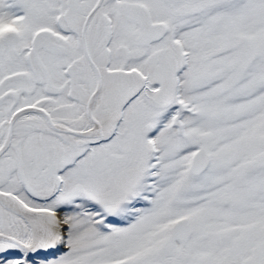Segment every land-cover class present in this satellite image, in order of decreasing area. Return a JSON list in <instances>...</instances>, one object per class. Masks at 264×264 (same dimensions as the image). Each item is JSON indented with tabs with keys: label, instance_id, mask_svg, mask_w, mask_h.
I'll return each instance as SVG.
<instances>
[{
	"label": "snow or ice",
	"instance_id": "obj_1",
	"mask_svg": "<svg viewBox=\"0 0 264 264\" xmlns=\"http://www.w3.org/2000/svg\"><path fill=\"white\" fill-rule=\"evenodd\" d=\"M0 264H264V0H0Z\"/></svg>",
	"mask_w": 264,
	"mask_h": 264
}]
</instances>
